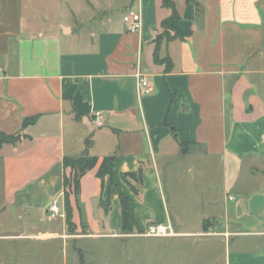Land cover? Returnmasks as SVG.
Wrapping results in <instances>:
<instances>
[{"label":"crops","instance_id":"obj_1","mask_svg":"<svg viewBox=\"0 0 264 264\" xmlns=\"http://www.w3.org/2000/svg\"><path fill=\"white\" fill-rule=\"evenodd\" d=\"M52 1L25 0L17 20V10L0 6V133L21 134L0 148L5 209L45 220L57 200L65 213L64 157L83 154L90 139L91 155L116 160L112 175L101 179L97 166L78 196L70 193L69 236L138 234L122 230L120 191L141 230L171 220L182 235H200L206 217L191 231L169 213L161 182L180 150L193 152L206 161L201 173L191 165L194 178L209 182L221 169L224 209L207 230L241 238L231 240L229 264H264V0H174L171 36L159 40L174 12L163 0ZM130 9L142 14L138 33L124 22ZM139 72L152 83L149 95L139 96ZM140 165L144 183L128 178L136 195L122 173ZM65 219L47 232L67 231Z\"/></svg>","mask_w":264,"mask_h":264},{"label":"rangeland","instance_id":"obj_2","mask_svg":"<svg viewBox=\"0 0 264 264\" xmlns=\"http://www.w3.org/2000/svg\"><path fill=\"white\" fill-rule=\"evenodd\" d=\"M24 3L25 0H0V6L6 5L17 10V14L12 17L15 20L20 18L18 9ZM56 3L52 1L53 5ZM35 8L39 7H34V11ZM216 158L213 160L215 168L221 165L219 157ZM205 162L193 152L180 150L171 166L166 167L171 179L166 178L165 171L161 173L162 191L166 195L169 213L189 224L191 231L202 230L204 219L213 221L216 210L222 213L224 209L221 169H214L213 174L216 175L209 182L201 175L194 178L189 169L194 165L198 173H201V170H205L202 167ZM208 188H212V195L208 194ZM2 190L1 187L0 264H229V257L236 251L231 240L241 239L235 236L229 238L199 234L175 237L135 234L119 239L74 240L75 236H69L68 230L61 232V228H58L60 233L47 232L59 227L61 217L50 218L46 213L45 220H40L33 212L31 217L25 218L26 214L13 206L5 209ZM201 215L206 218L202 220ZM176 229L182 231L184 228L178 226ZM246 249L254 248L246 246Z\"/></svg>","mask_w":264,"mask_h":264},{"label":"trees","instance_id":"obj_3","mask_svg":"<svg viewBox=\"0 0 264 264\" xmlns=\"http://www.w3.org/2000/svg\"><path fill=\"white\" fill-rule=\"evenodd\" d=\"M188 2H194L198 5L197 0H187ZM163 4L166 7L174 9L172 15L165 19L162 23L163 28L165 29L162 34L159 35L158 40L161 39L163 36L170 37L169 29H173L172 21L177 18V11L174 7V0H163ZM187 35V34H185ZM180 33H177L175 37H184ZM170 61V60H169ZM171 61L168 64V68L171 66ZM31 121L30 119H25L24 123H28ZM21 137V134L16 135H6L4 133H0V148L4 143H14L18 141ZM91 146V140L88 139L86 141V149L84 150L83 154L78 157H64L63 165L65 169H70V175L65 174L64 176V185L66 188V196H65V221L68 227L69 232H74L75 230V223L73 221V208L71 205V201L69 199L70 193H74L77 197L80 193L81 188V178L90 170L99 166L97 170V176L101 179H104L107 175H112L114 169V163L116 160V155L106 156L102 160L99 157L91 155L89 153V148ZM122 177L124 181H126L130 188L132 189L133 193L138 195L139 189L132 184L128 178L133 179L138 185H142L144 183V168L142 165L136 171L124 172L122 173ZM120 202L122 208V230L126 234H133V233H140L141 228L136 220L134 207L132 205V199L125 195L123 192L120 191ZM107 211L109 210V204L106 207ZM204 229L207 231L208 225L207 220L204 221Z\"/></svg>","mask_w":264,"mask_h":264},{"label":"built area","instance_id":"obj_4","mask_svg":"<svg viewBox=\"0 0 264 264\" xmlns=\"http://www.w3.org/2000/svg\"><path fill=\"white\" fill-rule=\"evenodd\" d=\"M124 22L127 25L128 31L132 33H138L142 29V14L139 10L130 9L124 14ZM153 92V86L151 81L144 75L142 72L138 73V93L139 96L149 95ZM95 121L97 123L101 122V115L97 114ZM50 218L64 217L65 213L60 208V204L57 200H55L49 210ZM221 233L207 230L202 232L200 235L204 236H213ZM224 235H228L229 233H223ZM140 236L146 237H175L181 235V233L176 229L174 223L171 220L167 222H153L148 224L140 233Z\"/></svg>","mask_w":264,"mask_h":264}]
</instances>
